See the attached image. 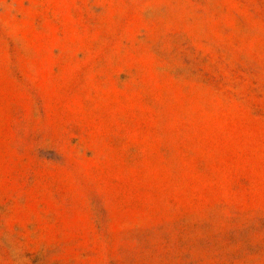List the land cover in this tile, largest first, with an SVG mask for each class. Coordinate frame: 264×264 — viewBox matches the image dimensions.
Segmentation results:
<instances>
[{
	"label": "rangeland",
	"instance_id": "obj_1",
	"mask_svg": "<svg viewBox=\"0 0 264 264\" xmlns=\"http://www.w3.org/2000/svg\"><path fill=\"white\" fill-rule=\"evenodd\" d=\"M0 264H264V0H0Z\"/></svg>",
	"mask_w": 264,
	"mask_h": 264
}]
</instances>
